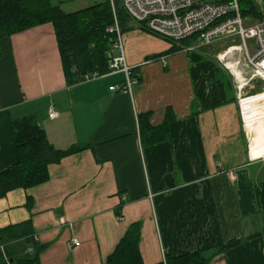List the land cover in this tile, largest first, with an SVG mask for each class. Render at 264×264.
<instances>
[{
	"label": "crops",
	"instance_id": "obj_1",
	"mask_svg": "<svg viewBox=\"0 0 264 264\" xmlns=\"http://www.w3.org/2000/svg\"><path fill=\"white\" fill-rule=\"evenodd\" d=\"M122 35L140 79L133 94L110 88L123 83V72L68 83L50 22L1 39L0 171L19 160L17 118L34 115L56 148L83 146L51 164L46 182L0 196V230L30 222L35 264H106L134 224L144 264L261 231L254 185L264 180L263 93L240 101L237 77L243 71L252 80L253 72L247 62L245 71L223 61L242 50H184L195 41L175 42L133 20ZM168 110V138L142 145L139 115L150 113L157 126ZM18 243L15 259L35 253L32 243ZM209 264H264V245L246 239Z\"/></svg>",
	"mask_w": 264,
	"mask_h": 264
},
{
	"label": "trees",
	"instance_id": "obj_2",
	"mask_svg": "<svg viewBox=\"0 0 264 264\" xmlns=\"http://www.w3.org/2000/svg\"><path fill=\"white\" fill-rule=\"evenodd\" d=\"M242 15L261 19L263 16L253 0H239ZM116 18L122 30L127 28L131 18L120 2L117 3ZM50 22L53 24L63 70L68 83L79 82L87 73L110 71L111 50L115 33L107 29L115 24V14L109 0L75 12H65L61 5L53 0H0V45L4 36L20 32L31 27ZM195 40V36L182 42ZM175 49H178L175 47ZM1 57V48H0ZM173 119L168 110L164 121L157 126L150 122V113L139 115L142 145H151L164 141L169 135V124ZM15 140L19 160L0 171V196L16 188L28 189L49 179L51 164L74 153L82 145H73L63 150L56 148L38 124L34 115L14 120ZM256 211L262 221L261 231L245 239H233L207 251L166 257L165 264H209L217 255L239 246L246 239L259 237L264 245V180L254 185ZM37 238L33 234L31 223L24 222L0 230V264H35L38 262ZM139 224H134L120 240L106 264H144L139 250ZM21 239L32 243L36 251L24 258L14 257ZM160 263V264H164Z\"/></svg>",
	"mask_w": 264,
	"mask_h": 264
},
{
	"label": "built area",
	"instance_id": "obj_3",
	"mask_svg": "<svg viewBox=\"0 0 264 264\" xmlns=\"http://www.w3.org/2000/svg\"><path fill=\"white\" fill-rule=\"evenodd\" d=\"M115 14V24L107 29L115 33L109 73L123 72L125 79L121 85H114L112 90L133 94L140 79L128 65L122 29L116 18L117 3L120 2L128 16L134 22L145 28L164 35L171 40L181 43L195 36L192 46L184 50L209 46L223 39L238 38L247 65L253 72V77L264 81V20L248 23L242 15L239 0H109ZM253 40L254 44L248 41ZM252 45L254 50L249 46ZM99 72L87 73L80 81H90L100 78ZM79 81V82H80ZM241 100V96H239ZM56 115L51 111L50 117ZM80 245L76 238L72 241Z\"/></svg>",
	"mask_w": 264,
	"mask_h": 264
},
{
	"label": "rangeland",
	"instance_id": "obj_4",
	"mask_svg": "<svg viewBox=\"0 0 264 264\" xmlns=\"http://www.w3.org/2000/svg\"><path fill=\"white\" fill-rule=\"evenodd\" d=\"M53 1L55 3H58L59 5H61L62 9L65 12H75L77 10H81V9L86 8V7H89L93 4H95L96 2H101L103 0H53ZM253 1L255 2L257 7L259 8V11L261 12V15L263 16V18L256 20L252 17H246L248 23H255V22H258L260 20H264V0H253ZM248 43L254 44V41L250 40V41H248ZM214 44L218 45V47H219L218 49L226 52L230 48L239 47L240 41L238 38L236 40L223 39V40H219V41L215 42ZM231 44H234V45L229 48L228 46ZM235 44H237V45H235ZM192 45H194V43ZM202 47H204V46L197 48L195 51L196 52H208V51H210V49L208 47H206V48H202ZM249 47L252 50H254L252 45H250ZM243 57H244L243 52H241L240 50L237 49V50H232L229 54H227L225 60H223V61L226 64H229V63L232 64L233 65V67H231L232 69L238 68V70L239 69H245V71H246L248 67H246V60H245V57L244 58ZM249 72H250V70L248 69V73ZM236 82H237L236 85H238L240 87V90H239V94L241 96L240 101H242V99L245 97L264 93V81L258 77H255V78L252 77V80H251L250 75L244 74L243 71H242V74L239 76V78L237 77ZM259 99L261 100V112H262V117H263V121H264V95L262 94L259 97ZM247 134L249 137L248 130H247Z\"/></svg>",
	"mask_w": 264,
	"mask_h": 264
},
{
	"label": "bare ground",
	"instance_id": "obj_5",
	"mask_svg": "<svg viewBox=\"0 0 264 264\" xmlns=\"http://www.w3.org/2000/svg\"><path fill=\"white\" fill-rule=\"evenodd\" d=\"M221 57V56H220ZM223 57V56H222ZM229 66L230 67H233V65L232 64H230L229 63ZM236 71V70H235ZM236 73H238V72H236ZM83 82V81H82ZM262 95V94H261ZM261 95H259V97L261 96ZM263 95H264V93H263ZM259 97H258V105H261V100L259 99ZM243 105H244V107H245V110H246V117H247V109H248V102H246L245 100L243 101ZM245 117V118H246ZM246 126L248 127V130H249V132H251V133H255V136H257L258 138H260L261 140H262V136H263V132L262 131H259V130H254V129H252L253 127H254V123H253V121L250 119V118H247V120H246ZM259 127H264V121H263V119L262 118H260L259 119V121H257V128H259Z\"/></svg>",
	"mask_w": 264,
	"mask_h": 264
}]
</instances>
